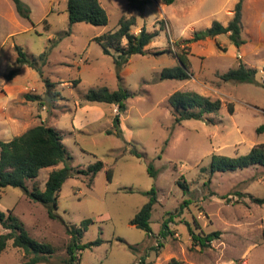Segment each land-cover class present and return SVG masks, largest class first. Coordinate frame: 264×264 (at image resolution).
<instances>
[{"label":"rangeland","instance_id":"obj_1","mask_svg":"<svg viewBox=\"0 0 264 264\" xmlns=\"http://www.w3.org/2000/svg\"><path fill=\"white\" fill-rule=\"evenodd\" d=\"M21 1L29 9L30 20L20 17L10 0H0V141L7 142L42 123L62 131V143L73 156V176L58 194L55 220L20 188L0 189V212L11 211L32 239L54 248V253L38 264H67L71 237L65 226L78 228L85 219L93 223L78 244L97 238L102 243L77 250V264H264V203L253 201L264 198V169L210 171L212 155L235 158L264 143V132L256 133L264 124V46L258 56L252 49L258 40H264V19L249 27L255 38L244 35L241 61L238 48L229 44L225 35L219 39L222 44L218 43L225 51L213 42L204 47L186 41L193 31H203L211 19L224 20V11L234 0H176L170 5L150 0L140 10L130 7L129 0H98L108 15L107 25L99 27L85 23L69 26L66 0ZM253 8L248 7L249 14ZM130 17L135 19L131 33L145 27L157 36L143 55L129 58L119 83L112 57L93 39L117 30L119 20ZM121 44L125 46V40ZM14 46L21 47L28 60H36L43 76L55 83V100L46 98L35 68L17 63ZM45 50L47 62L41 66L38 57ZM180 53L188 59L190 78L161 80V70L177 65ZM240 61L256 68L255 82L222 81L220 75ZM11 70L17 74L7 80ZM119 86L132 93L124 112L118 113L116 105L83 99L89 90L112 92ZM176 91L219 99L222 106L203 120L177 124L176 112L168 104ZM26 94L39 100L28 101ZM117 113L124 141L114 133ZM131 149L140 157L132 156ZM96 161H101L103 168L89 187V177L82 171ZM148 165L156 171L155 177L149 175ZM62 166L41 169L35 180L26 182L28 189L35 184L43 190L49 173ZM108 169L112 171L110 181ZM178 181H185L189 191L184 192ZM151 188L156 191L157 204L149 235L131 226L130 220L148 200L143 192ZM184 201L186 205L180 209ZM170 216L172 234L162 238L161 224ZM186 223L194 233L219 231L220 236L209 248L201 249L191 241ZM6 232L0 226V234ZM25 260L11 241L0 254V264Z\"/></svg>","mask_w":264,"mask_h":264},{"label":"trees","instance_id":"obj_2","mask_svg":"<svg viewBox=\"0 0 264 264\" xmlns=\"http://www.w3.org/2000/svg\"><path fill=\"white\" fill-rule=\"evenodd\" d=\"M17 14L26 19H29V9L21 0H10ZM163 5H170L176 0H160ZM244 0H237L233 7V16L226 26H223L218 21H213L211 26L203 31L194 32L191 39L187 42H196L203 40L206 37H215L221 34H229V40L236 48L244 44L241 38L242 32V15H243ZM150 0H129L128 5L137 9H142L149 4ZM66 13L69 26L75 23H85L92 26H105L108 23V15L98 0H66ZM135 24V19L121 18L118 22L117 30L99 35L93 39L102 49L105 55L112 57L115 67L116 78L121 83V71L133 55H143L145 48L149 45L152 39L157 36V32H149L145 27H141L139 32L133 34L130 28ZM125 40L126 45L122 46V41ZM216 46L221 48L218 43ZM17 57L16 61L19 65H27L35 68L45 87V96L48 100L53 101L57 98L58 93L54 92L55 83L43 76L41 67L37 65L36 60L27 59L26 53L21 47L14 46ZM114 52V54L111 53ZM48 51L42 52L38 59L41 61V66L47 62ZM177 65L173 67H165L160 72V79L170 80H188L192 75L188 59L181 53L176 55ZM257 71L254 68L247 67L239 63L236 68L229 69L220 75V79L224 82L234 83H254ZM17 74V70H11L6 79L11 80ZM79 79L74 83L79 84ZM264 87V86H263ZM132 96V93L127 89L119 86L115 91H108L106 88L98 90H89L85 93L83 99L87 103H104L117 106V112L126 110V100ZM28 101H38V96L25 95ZM168 104L176 112L175 121L177 124L185 120H203L204 116L211 113H216L220 110L222 103L219 99H210L202 96L194 91H176L168 98ZM228 112L232 114L233 108L229 106ZM113 117V128L115 135L124 141L123 131L120 127L119 114ZM264 132V124L256 129V133ZM130 154L137 158L140 154L131 149ZM73 156L68 148L62 143V131L52 126L38 124L21 135L14 136L7 142L0 141V189L6 187L20 188L23 193L33 202L41 204L47 212L50 219H57V199L63 183L73 176V169L70 165ZM63 164L62 168L52 170L44 184V189L40 190L37 185H32L29 190L26 182L35 180L41 169L55 167L58 164ZM251 166H260L264 169V143L253 146L248 154L230 158L220 155H212L210 161V171L226 172L236 171L238 169H247ZM103 168L101 161H96L89 165L86 171H82L84 176H88V186L90 187L95 175ZM147 171L151 177L156 176V171L151 165H148ZM112 171L107 170L106 178L111 180ZM179 187L188 192V186L185 181L177 182ZM131 192V191H129ZM148 197L134 217L130 220V225L142 230L149 235H152L150 227V218L154 206L157 204V194L154 188L143 192ZM253 201L257 204H263L264 198H254ZM183 205L180 206L182 209ZM170 215V213H168ZM173 219L170 216L161 224L159 236L166 238L172 232L169 229V222ZM93 223L90 219H85L80 223V227L70 229L65 226L66 233L70 235L71 240L67 247L68 260L67 264H77L79 257L76 255L77 250H84L93 246H98L102 243L100 238L95 241L80 245L79 238L86 231L87 227ZM188 233L194 245L201 249L209 248L210 244L219 238L220 232L214 231L207 234L194 233L190 224L186 223ZM0 226L6 230V233L0 234V254L6 249L7 242L11 241L14 248H18L23 252L26 260L22 264H38L46 261L53 253L54 248L45 242H39L32 239L26 232L23 223L11 212L7 214L0 212ZM131 248V247H129Z\"/></svg>","mask_w":264,"mask_h":264},{"label":"crops","instance_id":"obj_3","mask_svg":"<svg viewBox=\"0 0 264 264\" xmlns=\"http://www.w3.org/2000/svg\"><path fill=\"white\" fill-rule=\"evenodd\" d=\"M235 2H233L232 4V7L231 8H226L225 11H224V20H217V19H211L209 21V24L207 25V28H209L211 26V23L213 21H218L220 22L223 26H226L228 24V22L231 20L232 16H233V7L236 3L237 0H234ZM250 5H253V11L252 13L249 14L248 12V7ZM264 19V0H244L243 2V15H242V32H241V38L242 40H244V44L246 43V40L244 38V35H248L249 37H251L250 39H253L254 35H253V28L258 25L260 23V21H262ZM252 25V29H249V27ZM204 29V30H205ZM196 32V31H193V33ZM221 35H225L227 37V41L229 42V44H231L230 40H229V34H221ZM221 35H217L213 38L211 37H206L205 39L203 40H198L197 42L195 43H198L202 46H206V44H208L209 42H213V43H221L220 42V37ZM255 38V37H254ZM260 39H263V38H260ZM222 44V43H221ZM242 45L240 46L237 50V55L239 57V59H243L244 57V52H243V47L245 45ZM226 46V43L224 44ZM233 45V44H231ZM261 46H264V40H258V42L255 44V46L252 48L253 51H254V54L255 56H258L259 55V49ZM227 48V46H226ZM242 50V51H241ZM227 51H228V48H227ZM240 61V62H241ZM242 63V62H241ZM244 65H246L247 67H250V68H254L252 66H249L247 64L244 63ZM233 69V68H232ZM256 69V68H254Z\"/></svg>","mask_w":264,"mask_h":264}]
</instances>
